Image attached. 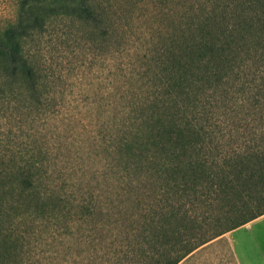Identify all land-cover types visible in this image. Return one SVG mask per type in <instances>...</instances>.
<instances>
[{
	"label": "trees",
	"instance_id": "trees-1",
	"mask_svg": "<svg viewBox=\"0 0 264 264\" xmlns=\"http://www.w3.org/2000/svg\"><path fill=\"white\" fill-rule=\"evenodd\" d=\"M148 1L17 0L0 24V116L20 123L0 137V264H27V228L61 223L72 234L95 219L128 221L110 232L123 264H179L264 214V0H185L139 43L130 23ZM62 35L101 39L109 63L124 58L111 87L126 102L86 133L92 154L74 153L94 166L75 165L30 127L65 107L43 59ZM123 194L143 202L137 217Z\"/></svg>",
	"mask_w": 264,
	"mask_h": 264
},
{
	"label": "rangeland",
	"instance_id": "rangeland-1",
	"mask_svg": "<svg viewBox=\"0 0 264 264\" xmlns=\"http://www.w3.org/2000/svg\"><path fill=\"white\" fill-rule=\"evenodd\" d=\"M16 2L17 0H0L1 25L13 17ZM185 5V0H149L145 9L141 7L135 9L134 22L130 23L132 27L130 37L139 43L149 39L151 32L168 25L167 17H164L166 10L173 7L175 14H179ZM62 37L61 41H52L44 48L43 59L53 72L50 78L56 92L55 102L58 106L65 107L58 112L55 111L53 118L56 119L48 123L37 120L30 127H34L32 131L39 133L37 136L40 140L42 138L50 147L52 146L57 154L71 158L75 165L79 162H88V165L94 166L92 159L81 157L77 160L74 153H80V156L83 153V156L87 157L88 150L92 154L91 139L86 133L95 125L101 126L98 124H101L104 118L110 123L111 119L115 118L113 115L117 114L119 106L126 102L123 91L111 87L122 84L112 74L124 58L117 55L119 57L114 58L112 60L114 62L110 60L109 63V57H105L104 47L100 44L101 39H96L97 43L91 44L90 40H82L80 36L69 40H65L63 35ZM111 88H114L113 91H109ZM16 121L14 118L7 119L0 116L1 138L10 132V128L13 129V133L19 132L20 123ZM98 121L99 123L96 124ZM24 125L28 127L26 121ZM27 132L29 131H24L25 136ZM93 153L96 160L103 155L101 151L100 153L93 151ZM121 199L122 206L128 207L131 213L135 212L134 216L137 217L139 206L143 205V202L138 204L134 199L129 203L128 195L124 194ZM128 214L127 212L122 216L127 217ZM95 220L89 221V225H80L84 230L78 229L80 226L75 224L72 234H67L61 223L60 228L59 225L57 227L50 225L47 229L46 224L36 227L34 231L27 228L25 233L29 243L27 250L32 248L27 252V264H110L109 262L123 264V261L127 260L120 257L124 247L119 242L112 244L114 237L110 232H113V229L124 232V226L128 225V221L124 224L103 225L98 219ZM91 227L95 229L94 232L88 231ZM134 245L132 243L133 247ZM135 260L132 264L141 263V260ZM235 263L227 247V239L223 238L215 242L210 240L206 246L201 245L180 264Z\"/></svg>",
	"mask_w": 264,
	"mask_h": 264
},
{
	"label": "crops",
	"instance_id": "crops-1",
	"mask_svg": "<svg viewBox=\"0 0 264 264\" xmlns=\"http://www.w3.org/2000/svg\"><path fill=\"white\" fill-rule=\"evenodd\" d=\"M223 238L227 239L235 264H264V214L214 238L213 242Z\"/></svg>",
	"mask_w": 264,
	"mask_h": 264
}]
</instances>
